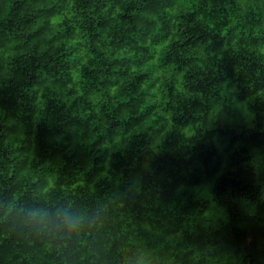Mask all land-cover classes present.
<instances>
[{
    "label": "trees",
    "instance_id": "16d2710c",
    "mask_svg": "<svg viewBox=\"0 0 264 264\" xmlns=\"http://www.w3.org/2000/svg\"><path fill=\"white\" fill-rule=\"evenodd\" d=\"M0 264H264V0H0Z\"/></svg>",
    "mask_w": 264,
    "mask_h": 264
},
{
    "label": "clouds",
    "instance_id": "9594fccd",
    "mask_svg": "<svg viewBox=\"0 0 264 264\" xmlns=\"http://www.w3.org/2000/svg\"><path fill=\"white\" fill-rule=\"evenodd\" d=\"M42 198V197H41ZM39 198V199H41ZM64 222L69 226V227H76L79 224V218L72 216L70 214H65L64 216Z\"/></svg>",
    "mask_w": 264,
    "mask_h": 264
}]
</instances>
